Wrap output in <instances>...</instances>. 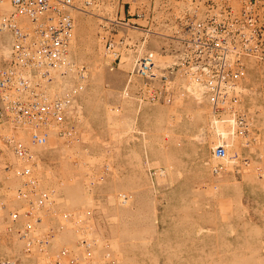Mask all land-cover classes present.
Wrapping results in <instances>:
<instances>
[{
    "label": "rangeland",
    "instance_id": "rangeland-1",
    "mask_svg": "<svg viewBox=\"0 0 264 264\" xmlns=\"http://www.w3.org/2000/svg\"><path fill=\"white\" fill-rule=\"evenodd\" d=\"M120 7L122 0H101L73 12L68 58L86 69L83 76L69 72L63 87L75 89L80 105L79 141L67 145L51 134L46 144L33 145L27 131L19 134L40 158L33 167L39 188L53 198L41 209L35 235L52 230L53 236L28 249L18 238L24 220L12 223L9 214L25 204L16 194L22 180L1 163L0 258L46 264L65 250L61 264H71L87 257L80 246L86 239L91 254L81 264H264V50L244 58L253 155L234 158L244 139L232 136L227 157L215 158L205 102L178 98L161 112L153 110L161 104H119L133 56L142 50L122 54L116 47L115 61L106 53L101 26ZM147 37L153 48L158 37ZM6 157L21 165L13 153Z\"/></svg>",
    "mask_w": 264,
    "mask_h": 264
},
{
    "label": "built area",
    "instance_id": "built-area-1",
    "mask_svg": "<svg viewBox=\"0 0 264 264\" xmlns=\"http://www.w3.org/2000/svg\"><path fill=\"white\" fill-rule=\"evenodd\" d=\"M100 2L0 0V173L4 163L6 174L22 180L16 194L25 204L9 215L12 223L23 218L15 232L27 249L53 236L52 230L35 235L41 209L52 205L53 198L39 188L33 167L40 158L19 134L27 131L33 145L46 144L51 134L67 145L79 141L80 105L75 89L63 87L69 72L83 76L86 69L68 58L73 12ZM123 10L122 19L104 18L101 26L106 53L114 56L113 61L120 44L122 54L142 49L133 56L122 96L138 104L165 105L187 97L205 102L209 108L206 130L215 135L212 155L226 158L232 136L248 145L252 120L243 102L244 58L262 56L264 0H122ZM130 30L144 36L133 40ZM149 35L158 37L153 48H147ZM9 152L21 165L8 162ZM118 197L122 200V194ZM80 246L87 256L81 259L87 260L91 244L80 239ZM65 253H56L46 264H61ZM81 259L72 258L70 263L81 264ZM0 264L16 261L0 258Z\"/></svg>",
    "mask_w": 264,
    "mask_h": 264
},
{
    "label": "crops",
    "instance_id": "crops-1",
    "mask_svg": "<svg viewBox=\"0 0 264 264\" xmlns=\"http://www.w3.org/2000/svg\"><path fill=\"white\" fill-rule=\"evenodd\" d=\"M122 15L126 16L124 10L122 12V7H120V9L117 11L116 13V18L118 19H122ZM130 19H134L135 18H130ZM120 29H122V26H120ZM118 48L119 50L122 51V44L118 45ZM137 102L133 99H128V98H122L120 101H119V104L122 105L123 109H127L129 107V109H133L137 106L136 104ZM137 109V108H136ZM153 110H156L157 112H161V110H165V108L163 107V105L161 106H155L153 107ZM251 140L248 142V145H245L244 141L242 140H238V145H237V150L235 151V153H241L243 156H246V157H249L251 158L252 157V151L250 149V144H251ZM190 163V160L188 161ZM248 162V161H247Z\"/></svg>",
    "mask_w": 264,
    "mask_h": 264
}]
</instances>
